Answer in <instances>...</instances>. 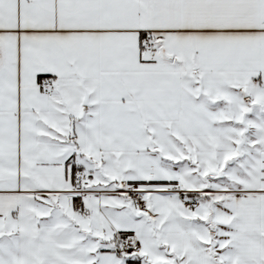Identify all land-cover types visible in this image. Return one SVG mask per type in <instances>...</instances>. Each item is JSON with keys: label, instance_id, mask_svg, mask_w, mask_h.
Listing matches in <instances>:
<instances>
[{"label": "snow or ice", "instance_id": "1", "mask_svg": "<svg viewBox=\"0 0 264 264\" xmlns=\"http://www.w3.org/2000/svg\"><path fill=\"white\" fill-rule=\"evenodd\" d=\"M0 264H264V0H0Z\"/></svg>", "mask_w": 264, "mask_h": 264}]
</instances>
